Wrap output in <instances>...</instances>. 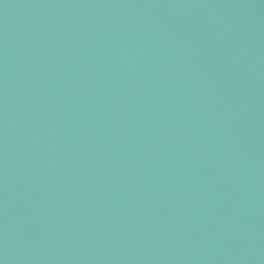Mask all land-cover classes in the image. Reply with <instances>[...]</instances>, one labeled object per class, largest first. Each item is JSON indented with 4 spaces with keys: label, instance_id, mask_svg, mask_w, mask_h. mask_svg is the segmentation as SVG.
Wrapping results in <instances>:
<instances>
[{
    "label": "water",
    "instance_id": "1",
    "mask_svg": "<svg viewBox=\"0 0 264 264\" xmlns=\"http://www.w3.org/2000/svg\"><path fill=\"white\" fill-rule=\"evenodd\" d=\"M0 264H264V0H0Z\"/></svg>",
    "mask_w": 264,
    "mask_h": 264
}]
</instances>
